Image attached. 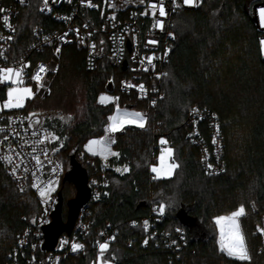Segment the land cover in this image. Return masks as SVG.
<instances>
[{
    "label": "trees",
    "instance_id": "trees-1",
    "mask_svg": "<svg viewBox=\"0 0 264 264\" xmlns=\"http://www.w3.org/2000/svg\"><path fill=\"white\" fill-rule=\"evenodd\" d=\"M242 2L202 0L196 9L175 14V41L166 75L158 84L161 99L151 110L145 128L128 125L112 137L111 148L118 158H110L109 164L127 163L130 173L123 177L106 173L108 197L90 206L93 223L83 240V250L63 255L58 264H101L100 249L95 246L100 234L111 230L116 235L107 243L104 264H264L262 234L258 233V216L264 213V59L260 32L243 11ZM47 21L38 13L34 0L22 7L15 49L31 41L34 26ZM84 60L83 51L73 45L63 47L59 71L45 102L24 106V110L62 109L63 116L48 120L47 126L58 137L57 155L64 166L59 185L63 220L65 202L76 193L72 181L63 182L71 159L81 163L88 177L96 176L98 159L85 153L79 160L78 155L88 140L105 133L114 112L111 104L98 103L99 94L106 93L111 82V94L119 105L146 108L144 102L119 91L118 81L124 75L119 67L101 59L93 71H87ZM73 76L80 77L84 89L78 108L68 80ZM193 106L206 107L218 117L224 160L219 175L202 170L199 149L188 142L184 121ZM160 140L171 143V162L179 166L171 177L151 182L150 166L160 152ZM161 204L165 205L164 221L158 230L179 227L188 240L178 259L156 239H147L145 244L146 233L139 225H130L146 217L153 205ZM241 205L245 207L241 225L250 261H239L220 250L216 218L228 216ZM39 211L34 193L30 189L20 193L0 166V264L7 263L16 235L31 225ZM183 211L192 220L190 226L179 219ZM194 221L212 228L214 234L204 240L192 238Z\"/></svg>",
    "mask_w": 264,
    "mask_h": 264
},
{
    "label": "built area",
    "instance_id": "built-area-1",
    "mask_svg": "<svg viewBox=\"0 0 264 264\" xmlns=\"http://www.w3.org/2000/svg\"><path fill=\"white\" fill-rule=\"evenodd\" d=\"M30 1L0 0V9L3 10L0 11V68L22 69L21 86L31 87L34 97L45 99L59 70L61 49L73 45L78 51L84 52L87 71H93L101 59L110 61L123 71L124 75L118 81V89L122 94L145 103L144 110L131 109L144 116L145 128L151 110L162 97L158 84L166 75V66L175 41L174 16L179 10L196 9L202 0H194L191 5L185 4L184 0H163L165 16L159 15L160 0H34L38 13L48 21L43 26H34L30 32L31 41L22 49H15L16 24L20 10ZM152 3L158 5L156 9L149 6ZM261 8H264V0L242 2L243 11L260 32V41L264 39V27L261 26L259 17ZM5 18H8L10 27ZM161 23L163 27L160 26ZM9 36L12 38L8 39ZM149 40L155 43H148ZM261 55L264 59V51ZM150 57L151 63L148 60ZM41 68L44 70L41 71ZM37 75L40 77L39 81L34 79ZM139 85H143V89ZM9 86L15 85L0 83V106L7 101L6 88ZM102 96L113 98L105 100L104 104L117 105L118 100L112 94L104 93ZM29 102L27 100L25 105ZM62 116V111L58 109L0 111V166L15 188L20 193L30 189L40 206L39 214L31 225L16 235L6 264H58L63 255L81 252L84 247L83 240L93 223L90 206L108 197L105 189L106 173L117 177L130 173V165L127 163L109 164L110 158H118V155H112L117 152L110 145H95L94 151L88 153L98 159L96 176L88 177L90 198L81 207L71 234H61L52 250L43 251L44 229L51 221L64 173L63 163L57 155L60 149L58 137L47 126V122ZM184 124L189 129L188 142L199 149L202 170L208 175L221 174L224 169L223 136L217 115L206 107L193 106L189 109ZM131 125L138 127L135 123ZM161 141L157 143L158 151L171 148L170 142ZM107 150L110 152L106 153ZM83 154L85 152L78 155L79 160L83 159ZM6 156L12 157L11 162L5 159ZM34 157L39 158V165ZM125 167L128 171H124ZM154 177L153 174L150 176L151 182L156 180ZM49 181L54 182L55 190L41 197L38 189L32 185L35 183L40 188H46ZM163 221V213H160L157 205H153L146 217L139 223L133 221L130 225H139L146 233L145 240L156 239L178 259L179 251L187 246L185 231L179 227L158 230ZM106 225L109 226V223ZM115 235V230L102 232L96 243V250L100 249V244L112 242ZM74 243L83 247L73 251ZM262 246L264 247V232Z\"/></svg>",
    "mask_w": 264,
    "mask_h": 264
},
{
    "label": "snow or ice",
    "instance_id": "snow-or-ice-1",
    "mask_svg": "<svg viewBox=\"0 0 264 264\" xmlns=\"http://www.w3.org/2000/svg\"><path fill=\"white\" fill-rule=\"evenodd\" d=\"M47 2V0H45ZM143 2V0H142ZM185 4H193L194 0H184ZM152 9L157 8L156 3H152L149 5ZM0 11H3L0 9ZM147 14V13H145ZM153 15H155V12H153ZM159 15L165 16V8L163 6V0H160L159 4ZM259 17H260V23L261 26L264 27V8L259 9ZM5 22L8 23V26L10 27V22L8 18H5ZM161 27H163L162 23L160 24ZM12 37L9 36L8 39H11ZM148 43H155L153 40H149ZM262 51H264V39L260 41ZM95 45H93V48ZM59 51V49H57ZM149 63L152 62V58H148ZM44 69L41 68V71ZM37 81L40 80V77L37 75L34 77ZM8 82L10 85L15 86H9L7 90V101L0 106V111L3 109H18L23 107L24 101L26 98H29L33 96V92L31 88L28 87H21L23 81H22V69H15L12 67L9 68H0V83ZM131 87V85H129ZM140 89H143V85H139ZM113 99L106 96L100 97V102L103 103L105 100ZM118 99V98H116ZM155 103V102H153ZM119 111V109H117ZM195 111V110H194ZM135 119H130L127 114L123 118L117 117V116H110L109 120L111 121L110 125L105 129L106 132L115 133L117 131H120L123 129L125 123H135L138 127L143 128L144 127V116L140 113H133L132 114ZM11 119V118H9ZM161 143H165V141H161ZM103 144V141H97L92 140L89 141V144L86 145L89 151H93L94 145H101ZM112 155H118V153H112ZM167 156L169 158L172 157V149H168ZM5 159H7L9 162H11L12 157L6 156ZM36 160V163L39 165L40 160L38 157H34ZM161 162L163 164L164 161V153H161ZM179 165L175 162L169 163L166 166H163L162 168L153 167L152 171L157 174V176H171L172 172L175 168H177ZM210 167V165H209ZM27 171V169H25ZM55 171V170H54ZM117 171H120V169H117ZM124 171H128L127 167H125ZM13 172H15V168H13ZM35 175V174H33ZM155 178V177H154ZM54 182L49 181L46 188H40L37 184L33 183V187L37 188L39 191V194L41 197H45L48 193L51 191H54L55 188L53 187ZM165 209V205L161 204L159 207L160 213H163ZM245 215V207L241 205L237 210L231 213L230 216H220L216 218V224L220 226V232H221V240H220V250L222 252H226L228 256L233 257L239 261H250L251 257L248 252L245 238L243 236V233L240 229V225L238 222V218ZM225 222H227V232L225 233ZM145 228H147V221H145ZM179 231V229H177ZM264 231V230H262ZM225 235H227V240H225ZM63 243V242H62ZM145 244H147V240H145ZM83 245L79 244H73L72 249L73 251L77 250L78 248H82ZM100 254H101V264H104L103 261V253L107 250L108 245L107 244H100Z\"/></svg>",
    "mask_w": 264,
    "mask_h": 264
},
{
    "label": "water",
    "instance_id": "water-1",
    "mask_svg": "<svg viewBox=\"0 0 264 264\" xmlns=\"http://www.w3.org/2000/svg\"><path fill=\"white\" fill-rule=\"evenodd\" d=\"M126 62L123 63V68H125ZM112 83L110 82L107 86L108 94H111L113 88ZM95 140V139H93ZM87 145V144H86ZM110 150H107L106 153H109ZM70 167L77 173L74 178L69 176L68 171L63 177V182L65 180L72 181L75 185L76 193L75 196L65 202L67 208L66 219L63 220L62 217V208H63V197L61 191L57 193V204L55 209L51 214V221L44 229V243L42 245L43 251H50L54 248L58 237L65 233L67 235L71 234L74 223L77 219L79 211L83 205H85L90 198V188L88 186V176L84 169L83 173L80 176V173L77 171V161H74L73 158L70 161ZM180 221L183 225L187 226L192 220L187 218L186 213L183 211L180 215ZM189 226V225H188Z\"/></svg>",
    "mask_w": 264,
    "mask_h": 264
},
{
    "label": "rangeland",
    "instance_id": "rangeland-1",
    "mask_svg": "<svg viewBox=\"0 0 264 264\" xmlns=\"http://www.w3.org/2000/svg\"><path fill=\"white\" fill-rule=\"evenodd\" d=\"M59 71V70H58ZM58 73V72H57ZM57 75V74H56ZM55 75V76H56ZM69 80V82H70V84H71V88H73V91H72V93H73V95H74V98H76V102H77V108L79 107V105L82 103V100H81V98H82V95H83V84H82V80L80 79V77H78V76H73V77H71V78H69L68 79ZM21 87H28V88H31V87H29V86H21ZM32 89V88H31ZM7 90H8V88H6V96H5V99L7 100ZM32 92H33V90H32ZM102 94H104L103 92L102 93H100L99 94V96H98V103L99 104H101V105H106V104H104V102L103 103H101L100 102V97L102 96ZM27 100H29L30 102H34V104L36 105V106H39V105H42L44 102H45V100L44 99H40V98H37V97H34V95L33 96H31V97H29V98H26L25 99V101H24V105H23V107H21V108H18V109H24V106H25V102L27 101ZM112 106H113V110H114V112L112 113V115L111 116H117V117H120V118H123L124 116H125V114H127L128 116H129V118H135V117H133L132 116V114L133 113H136V112H134V111H131V108L130 109H125L123 106H121V105H119V103H118V101H117V105L116 106H114L113 104H112ZM61 109V108H60ZM117 109H119V111H117ZM62 110V109H61ZM60 110V111H61ZM135 110V109H134ZM67 115V114H66ZM110 123H111V121L109 120L108 121V124H107V126H106V128L110 125ZM131 124H134V123H125L124 124V126H126V125H131ZM113 134L114 133H111V132H106L105 131V133L102 135V136H100V137H98V138H94V139H100L101 141H103V146L104 147H106V146H111V144H112V137H113ZM93 139H90V140H88L87 142H86V144L88 145L89 144V141H92ZM86 144L84 145V152L87 154V155H89L88 153L90 152L89 150H88V148L86 147ZM168 149H171V148H165V149H163V150H161L159 153H158V155H157V157H156V162L155 163H153L151 166H150V171H151V173L157 178V179H166V178H169V177H171L172 175H173V173H174V170H173V172H172V175L171 176H163V175H161V176H157V174L156 173H154L153 171H152V168L155 166V167H157V168H162L163 166H166L167 164H169V163H172L171 162V158H169L168 156H167V151H168ZM173 152V151H172ZM161 153H164V161H163V164H162V162H161V159H160V157H161ZM77 165H78V167H77V171L80 173V176H81V174L83 173V171H84V168H83V166L81 165V163H79V162H77ZM68 173H69V176L71 177V178H74L76 175H77V173L75 172V170H73L72 169V167H70L68 170ZM157 197H159V195L157 196ZM161 197V196H160ZM160 199L161 198H159V201H160ZM252 207H253V211H257L255 208H254V205H252ZM239 208V207H238ZM237 208V209H238ZM231 215V213L228 215V216H230ZM227 217V216H226ZM243 217V216H242ZM242 217H239L238 218V222H239V225H240V229H241V231H242V225H241V218ZM258 233L259 234H262L264 231H262V230H264V213H261V214H259V216H258ZM226 223V229H225V233L227 232V222H225ZM218 232V231H217ZM243 232V231H242ZM214 234V231H213V229L212 228H209V227H203L202 226V224L200 223V222H198V221H194V226L193 227H191V236H192V238H194V239H201V240H204V239H207V238H209V237H211L212 235ZM244 236V235H243ZM225 239L227 240V235H225Z\"/></svg>",
    "mask_w": 264,
    "mask_h": 264
},
{
    "label": "crops",
    "instance_id": "crops-1",
    "mask_svg": "<svg viewBox=\"0 0 264 264\" xmlns=\"http://www.w3.org/2000/svg\"><path fill=\"white\" fill-rule=\"evenodd\" d=\"M95 146V145H94ZM94 146H93V151H94ZM93 151H90V152H93Z\"/></svg>",
    "mask_w": 264,
    "mask_h": 264
},
{
    "label": "flooded vegetation",
    "instance_id": "flooded-vegetation-1",
    "mask_svg": "<svg viewBox=\"0 0 264 264\" xmlns=\"http://www.w3.org/2000/svg\"><path fill=\"white\" fill-rule=\"evenodd\" d=\"M189 226L191 225V224H188Z\"/></svg>",
    "mask_w": 264,
    "mask_h": 264
}]
</instances>
